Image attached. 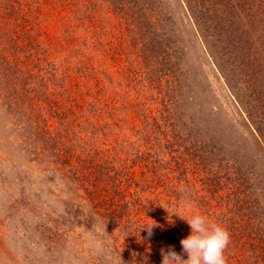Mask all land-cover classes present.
Here are the masks:
<instances>
[{
	"label": "rangeland",
	"instance_id": "rangeland-1",
	"mask_svg": "<svg viewBox=\"0 0 264 264\" xmlns=\"http://www.w3.org/2000/svg\"><path fill=\"white\" fill-rule=\"evenodd\" d=\"M263 8L0 0V264H162L195 213L228 230L226 264H263L235 244L264 231ZM90 145L122 155L117 200L131 202L134 224L107 230L69 171ZM181 159L201 167L183 162L172 189L163 176L145 182L146 165L170 176Z\"/></svg>",
	"mask_w": 264,
	"mask_h": 264
},
{
	"label": "trees",
	"instance_id": "trees-1",
	"mask_svg": "<svg viewBox=\"0 0 264 264\" xmlns=\"http://www.w3.org/2000/svg\"><path fill=\"white\" fill-rule=\"evenodd\" d=\"M264 10V8H263ZM264 17V16H263ZM33 56V55H32ZM38 58V56H37ZM36 58V59H37ZM33 59H35L33 57ZM47 60L46 55L44 56V61ZM100 101V100H99ZM131 106V102H127ZM165 110H168L165 105H163ZM159 122L163 121L165 122V115L163 118L159 117ZM168 119V118H167ZM153 126V125H152ZM125 142L128 143V140ZM92 147V148H90ZM116 145L114 146H109L108 150H105L103 148H96L95 145H90L89 147H86V157L84 158L83 161H78L76 163V166H69L67 163L69 161H66L63 159L62 164L64 166H67L69 168V171H72V175L77 173V176L79 179L85 181V186H87V189L85 190V194H89L92 199V205L94 207H101L103 208V213L100 214V217L103 219L104 226L106 227L107 230L111 229V227L116 226L117 223L121 222L120 224L123 227H126L127 223H133L132 219V211L130 209L134 207H128L129 204H131L130 201L125 199V197L121 196L120 203L119 199L117 200V196H120V192L125 194V192L121 189V184L124 183L123 177H126L127 173L125 172V162L124 164H120L118 161L121 159L120 156L118 155V152L115 150ZM92 149L88 150V149ZM107 149V148H106ZM90 151V152H89ZM176 152V150H174ZM193 155L191 158L193 160L198 157L200 159V154L199 153H190ZM196 158L197 160H199ZM126 162L127 159L124 158ZM187 161V165L189 162L192 163V167H188L185 165V162ZM175 162H170L172 163L168 165V169H166L169 173L170 176H166L164 173L160 174V169L155 166L148 167L146 165V181L147 183L151 184V182H156L157 180L160 181L161 176H163V179L166 182V186L172 188H175L177 185V182L175 181V174L173 173H180L181 171H186L187 167L190 169L195 170L194 168H200L202 161H190V160H184L181 159L180 162L176 163ZM165 168V167H164ZM72 169V170H71ZM149 172V173H148ZM177 179V178H176ZM136 185L139 186V183L136 181ZM218 184V182H217ZM90 186V187H88ZM237 187H233V192H232V198H236L237 193L239 192L237 190ZM174 190V189H173ZM173 190H171L173 192ZM172 192L169 193L168 195H165L169 198L172 197ZM161 194V193H159ZM163 196V197H165ZM219 197H222L219 195ZM141 194L140 191L138 190L136 200L138 201V204H142L143 200H141ZM136 203V202H135ZM244 203V202H243ZM243 203L240 202L236 204L237 210L241 212V210L245 207L243 206ZM143 206V205H142ZM246 221L250 220L251 225H255V223L251 220L250 217H245ZM137 221V219H135ZM237 222V221H234ZM116 225H115V224ZM249 223V222H247ZM242 227V222L237 223V227L235 228ZM236 230V229H235ZM249 240V239H248ZM239 239L235 240V244H239L238 246H242L244 250L250 249L254 254L256 253L255 257H257L260 253V260L264 264V231L263 233L258 236V240L253 241L249 240L247 243L248 245H244L243 241H240L238 243Z\"/></svg>",
	"mask_w": 264,
	"mask_h": 264
},
{
	"label": "clouds",
	"instance_id": "clouds-1",
	"mask_svg": "<svg viewBox=\"0 0 264 264\" xmlns=\"http://www.w3.org/2000/svg\"><path fill=\"white\" fill-rule=\"evenodd\" d=\"M181 218L189 225L190 232L180 239L181 252L171 245L167 250L161 249L162 264H226L224 251L230 239L228 230L219 224H209L198 213Z\"/></svg>",
	"mask_w": 264,
	"mask_h": 264
}]
</instances>
